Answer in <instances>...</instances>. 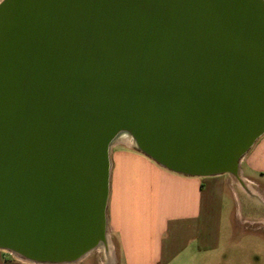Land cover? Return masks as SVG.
<instances>
[{
	"label": "water",
	"instance_id": "water-1",
	"mask_svg": "<svg viewBox=\"0 0 264 264\" xmlns=\"http://www.w3.org/2000/svg\"><path fill=\"white\" fill-rule=\"evenodd\" d=\"M263 136L264 0L0 3V252H107L118 144L243 183Z\"/></svg>",
	"mask_w": 264,
	"mask_h": 264
},
{
	"label": "crops",
	"instance_id": "crops-1",
	"mask_svg": "<svg viewBox=\"0 0 264 264\" xmlns=\"http://www.w3.org/2000/svg\"><path fill=\"white\" fill-rule=\"evenodd\" d=\"M114 156L110 247L107 252L97 251L104 264H213L210 260L220 248L225 193L240 206L236 223L264 226V217L254 219L242 213V203L264 208V136L241 163L243 183L229 175L206 179L181 176L127 154L124 159L133 156L143 167L117 169ZM134 179L140 185L135 191L137 198L127 200L126 181Z\"/></svg>",
	"mask_w": 264,
	"mask_h": 264
},
{
	"label": "rangeland",
	"instance_id": "rangeland-1",
	"mask_svg": "<svg viewBox=\"0 0 264 264\" xmlns=\"http://www.w3.org/2000/svg\"><path fill=\"white\" fill-rule=\"evenodd\" d=\"M114 164L117 169H137L143 167L140 161L133 160L132 156L128 160L124 159L125 155H134L135 157H141L148 160L151 164L160 167L151 159L138 152L134 147L127 144H118L113 149ZM112 153V155H113ZM162 168V167H160ZM164 169V168H162ZM224 176V175H222ZM132 177V174H131ZM206 179V178H200ZM138 184V187H137ZM140 188L139 183L134 179L133 181H126V199L135 201L137 198V192ZM137 192L135 193V191ZM111 192V187H110ZM129 193V194H128ZM111 195V193H110ZM156 193L154 191L153 199L156 201ZM110 196L108 202V218L110 216ZM225 213L223 217L221 235H220V248L216 251L214 260H210L213 264H264V226L260 223H248L241 224L236 223L234 217L240 213V206L237 202H233L229 193H225ZM131 213L133 211H130ZM135 214H138L134 210ZM243 215H250L254 219L256 217H264V208L260 206L245 205L242 203ZM204 261V260H203ZM201 263H205V261ZM104 264V257L102 254L96 252L83 264ZM0 264H26L19 260H16L12 255L0 252Z\"/></svg>",
	"mask_w": 264,
	"mask_h": 264
},
{
	"label": "bare ground",
	"instance_id": "bare-ground-1",
	"mask_svg": "<svg viewBox=\"0 0 264 264\" xmlns=\"http://www.w3.org/2000/svg\"><path fill=\"white\" fill-rule=\"evenodd\" d=\"M110 247V246H109Z\"/></svg>",
	"mask_w": 264,
	"mask_h": 264
}]
</instances>
